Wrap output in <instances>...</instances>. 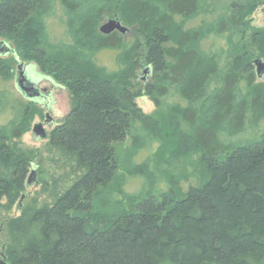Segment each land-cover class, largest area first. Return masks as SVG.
I'll list each match as a JSON object with an SVG mask.
<instances>
[{
  "label": "trees",
  "instance_id": "1",
  "mask_svg": "<svg viewBox=\"0 0 264 264\" xmlns=\"http://www.w3.org/2000/svg\"><path fill=\"white\" fill-rule=\"evenodd\" d=\"M260 4L0 0V83L27 62L69 95L46 136L43 200L0 219L5 264H264V27L246 41ZM106 20L127 34H101ZM12 99L0 89L6 214L40 161L19 141L44 117Z\"/></svg>",
  "mask_w": 264,
  "mask_h": 264
},
{
  "label": "rangeland",
  "instance_id": "2",
  "mask_svg": "<svg viewBox=\"0 0 264 264\" xmlns=\"http://www.w3.org/2000/svg\"><path fill=\"white\" fill-rule=\"evenodd\" d=\"M221 2H226L229 0H218ZM263 5H259L256 11L253 13V15L250 18V25L249 28L246 30V41L249 42V39L252 35V32H255L256 30H260L264 27V12H263ZM107 21V20H106ZM104 21V23L106 22ZM54 28V27H53ZM55 30V28H54ZM57 32V31H56ZM59 34V32H57ZM107 59V57H105ZM260 60L258 58H253L252 61ZM261 61V60H260ZM264 62V61H263ZM104 63L105 60H104ZM23 69L26 70L27 78H29L37 88V90L40 92V94L46 99H48V109L47 111L43 110V103H35L42 111V114L44 116L45 113H48L49 117L52 119L51 125H44V120L35 118L33 120V123L31 125V129L34 124H38L40 120V123L42 124L43 132L46 136L51 132V130L57 125L69 112V95L67 91L59 86H56L53 84L50 80L45 78L41 74L38 68L34 66V64L22 62ZM16 69L13 72L12 79L6 84L0 83V89H4L9 91L12 95V100L14 102H30L26 99L22 98V96L16 91L14 79L16 73ZM145 71V70H144ZM143 71V72H144ZM140 78L142 81L145 82V75H140ZM264 80V77L263 79ZM259 80V81H261ZM2 86V87H1ZM137 106L142 110V112L146 115H152L154 112L153 105L146 99H138L136 101ZM46 138V137H45ZM41 139L39 136L35 135L33 131L30 130L29 133L25 134L21 140L19 141V147L22 150L26 151H34L35 153L40 154V161L38 163H35L33 167L30 169L28 175H27V181H29V185L26 187V191L24 193V199L22 201L21 207L17 208L14 207L9 213H0V219H6L8 217L14 218L19 215L20 209L25 206L29 200H32L34 198H39V201L43 200L44 196L39 195L40 187L42 183H48L50 181V178L52 176L53 170H54V164L53 156L52 154H48L46 152L45 147L47 143L46 139ZM140 182L139 181H130L125 186V192L128 194L136 193L139 189ZM0 264H5L4 259L0 257Z\"/></svg>",
  "mask_w": 264,
  "mask_h": 264
},
{
  "label": "water",
  "instance_id": "3",
  "mask_svg": "<svg viewBox=\"0 0 264 264\" xmlns=\"http://www.w3.org/2000/svg\"><path fill=\"white\" fill-rule=\"evenodd\" d=\"M99 32L103 35H110L114 32H117L121 35H126L128 30L117 20H108L99 27ZM10 54H12L10 47L5 43L0 42V56L5 57ZM252 65L255 68L256 77L258 79H262L264 77V62L256 60L252 63ZM146 72L147 70H145L143 74ZM14 84L16 91L27 101L39 103L46 99V97L40 94L34 83L29 78H27L26 70L23 69L22 64L17 66V74L14 79ZM44 104L47 105V101H44ZM32 131L41 139L46 137L40 126H35ZM27 184H29V181Z\"/></svg>",
  "mask_w": 264,
  "mask_h": 264
},
{
  "label": "flooded vegetation",
  "instance_id": "4",
  "mask_svg": "<svg viewBox=\"0 0 264 264\" xmlns=\"http://www.w3.org/2000/svg\"><path fill=\"white\" fill-rule=\"evenodd\" d=\"M44 101H47V105H48V99H47V100L44 99V100L42 101V103H43V110L47 111L48 107H47V105L44 104ZM35 103H38V102H35ZM42 120H44V125H45V124H46V125H51V123H52V119L49 117L48 113H45V114H44V117H43ZM42 120H40V121H42ZM40 121H39L38 124H34V125H33L31 131L34 129L35 126H40V128L43 130V128H42L43 126H42V124L40 123ZM55 126H56V125H55ZM43 131H44V130H43ZM45 139H46V138H45Z\"/></svg>",
  "mask_w": 264,
  "mask_h": 264
},
{
  "label": "bare ground",
  "instance_id": "5",
  "mask_svg": "<svg viewBox=\"0 0 264 264\" xmlns=\"http://www.w3.org/2000/svg\"><path fill=\"white\" fill-rule=\"evenodd\" d=\"M258 79V78H257ZM258 80H261V79H258Z\"/></svg>",
  "mask_w": 264,
  "mask_h": 264
}]
</instances>
